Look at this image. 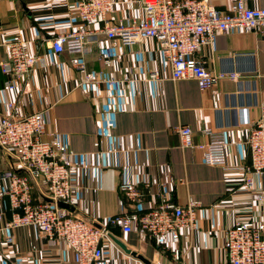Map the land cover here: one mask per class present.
<instances>
[{
    "label": "crops",
    "instance_id": "1",
    "mask_svg": "<svg viewBox=\"0 0 264 264\" xmlns=\"http://www.w3.org/2000/svg\"><path fill=\"white\" fill-rule=\"evenodd\" d=\"M75 1L0 0V62L7 58L10 40L50 39L80 27L81 20L70 14ZM114 1L116 11L110 17L116 22L126 17L127 10L122 3L126 0ZM209 2L228 11L235 0ZM249 5L264 7V0H249ZM50 46L44 47L47 64L24 80L23 89L8 88L10 76L0 69V118L14 100L24 113L46 112L48 133L57 134L75 152L74 181L82 189L84 217L99 225L126 208L134 209L122 189L129 180L150 206L158 205L165 194L181 205L189 200L200 203L197 229L187 230L179 241L183 254L179 260L150 235L113 226L110 240L104 243L103 264H226L228 228L240 219L264 220V202L243 180L251 165L250 122L259 118L264 102V32L229 30L199 50L197 56L208 69L241 76L220 82L216 104L211 90L194 80L171 79V65L155 39L128 46L102 34L90 37L81 59L94 77L91 83L83 82L84 73L72 64L73 56L56 54ZM29 49L33 50L32 43ZM156 70L160 78H151ZM181 125L193 128V140L200 146L224 139L226 166L204 163V150L182 149L177 132ZM205 128H211L213 135L205 134ZM13 168L24 173L11 152L1 150L0 188L9 185L3 176ZM32 184L34 197L49 201L46 182L38 179ZM256 184L264 189L263 179L257 178ZM0 214L11 218L7 201ZM9 235L14 241L7 240ZM112 235L148 262L125 252ZM73 259L67 246L58 245L38 227L5 231L0 223V264H75Z\"/></svg>",
    "mask_w": 264,
    "mask_h": 264
},
{
    "label": "built area",
    "instance_id": "2",
    "mask_svg": "<svg viewBox=\"0 0 264 264\" xmlns=\"http://www.w3.org/2000/svg\"><path fill=\"white\" fill-rule=\"evenodd\" d=\"M122 3L127 15L115 22L110 17L116 11L114 0H76L70 14L81 20L80 27L50 39L10 40L7 58L0 62L2 72L10 76L7 87L23 89L24 80L36 68L47 64L44 47L49 44L54 53L67 52L73 56L72 64L84 73L83 82L91 83L94 77L81 58L89 38L102 34L118 38L128 46L155 39L162 57L171 65V79L194 80L200 88L211 90L216 104L221 94L220 82L227 78L238 80L241 76L238 72L215 73L208 69L205 60L197 56L199 50L212 45L217 34L229 30L264 32V7H252L249 0H235L228 11L209 0H126ZM137 10L139 15H132ZM99 23H103L101 28ZM29 43L33 45L32 51ZM150 77L160 78V72L156 70ZM260 109L259 118L250 122L247 143L251 165L243 180L247 188L256 189V198L264 202V189L256 184L257 178L264 180V102ZM177 132L182 149L204 150V163L214 166L228 163L224 139L214 138L205 148L195 144L191 126H178ZM204 133L213 135V130L205 128ZM48 134L51 140L45 141L44 136ZM3 149L11 152L15 164L24 173L13 168L3 176L9 185L0 188V208L8 200L12 216L7 219L0 214L2 229L38 227L58 245L67 246L75 264H103L104 243L110 240L113 226L126 233L150 235L158 247L171 251L173 258L179 260L183 256L179 247L183 233L198 227V201L189 200L181 205L165 194L158 205L150 206L131 180L122 189L134 209L126 208L99 225L86 219L80 210L82 189L74 181L75 152L57 134L48 133L45 111L24 113L18 101L8 102L0 118V151ZM38 179L48 185L47 196L51 201L34 197L32 180ZM60 201L73 209L59 206ZM7 240L14 241V236L9 235ZM224 250L226 264H264V220H236L225 233Z\"/></svg>",
    "mask_w": 264,
    "mask_h": 264
},
{
    "label": "water",
    "instance_id": "3",
    "mask_svg": "<svg viewBox=\"0 0 264 264\" xmlns=\"http://www.w3.org/2000/svg\"><path fill=\"white\" fill-rule=\"evenodd\" d=\"M49 201H51L49 199ZM59 206L61 207H65V208H70V209H73L72 207H70L68 204L60 201L59 203ZM112 238L116 241V243L127 253L131 254L132 256H135L141 260H143L144 262H148L147 259L142 255L140 254L139 252H137L136 250H133L132 248H129L123 241L119 240L117 237L113 236L112 235Z\"/></svg>",
    "mask_w": 264,
    "mask_h": 264
},
{
    "label": "trees",
    "instance_id": "4",
    "mask_svg": "<svg viewBox=\"0 0 264 264\" xmlns=\"http://www.w3.org/2000/svg\"><path fill=\"white\" fill-rule=\"evenodd\" d=\"M8 203H9V201L8 200H6ZM9 206H10V204H9ZM117 227V226H116Z\"/></svg>",
    "mask_w": 264,
    "mask_h": 264
}]
</instances>
